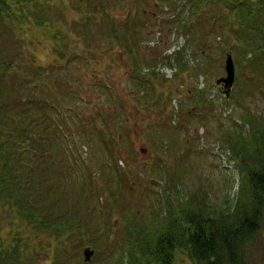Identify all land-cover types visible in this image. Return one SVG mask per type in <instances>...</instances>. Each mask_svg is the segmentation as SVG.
I'll list each match as a JSON object with an SVG mask.
<instances>
[{
    "label": "trees",
    "instance_id": "obj_1",
    "mask_svg": "<svg viewBox=\"0 0 264 264\" xmlns=\"http://www.w3.org/2000/svg\"><path fill=\"white\" fill-rule=\"evenodd\" d=\"M148 1L154 9L165 7V15L173 20L165 26L161 23V28L157 21L152 23L154 15L159 18L164 14L156 10L153 14L145 11L144 5ZM113 3L111 8L104 0H88L86 7L79 9L77 23L82 32L78 33V38H88L87 48L99 47V42L110 44L119 47L135 62L134 50L139 37L157 28L163 33H166L165 29L175 28L187 36V40H182L185 44H195L199 35L193 34V28L204 20L208 25L202 36L218 33L222 37L233 34L238 37L243 30L253 43L242 42L241 47L257 54L255 59L252 58L253 66L258 65V54L264 62V0H113ZM28 4L44 6L47 0H0V264H173L177 249L186 251L194 264H260L255 261L252 246L260 235L264 236V130H255L253 123L247 137L242 138L239 134L232 141L231 155L239 169L238 190L233 203L219 208L207 199L191 196V199L186 198L187 206H178L171 212L163 207L166 199L162 197L166 194L160 193L158 211H164V215L160 222L162 227L154 232L155 228H139L138 224H128L123 230L113 232L108 218L102 220L104 226L101 228L94 224L92 213L86 212L89 210L87 205L91 204L90 196L97 197L102 203L109 200L115 203V192L132 188L126 184L129 181H125L127 167L112 149L114 140L110 137L116 135L107 126L105 110L101 111L96 104L101 124L94 127L97 134L94 144L98 143L99 150L106 154L103 174L110 171L111 178L105 179L92 171L85 158L78 154L76 144L91 141L90 136L82 137L86 127H78L79 136L72 140L67 132L64 133L67 125L59 116L60 101L52 103L42 94L34 95L38 87L33 86L48 80V68L37 65L34 58L22 59L21 63L17 53H9L6 49V40L17 41L14 32L24 20L22 17ZM50 6L51 9L56 6L58 10L61 7ZM114 9L115 14L112 13ZM44 20L43 14L37 12L35 24L45 35L49 27ZM151 24L152 31H147ZM91 26L94 28L86 32L85 29ZM60 34L65 33L60 31ZM68 41L61 50L63 55ZM182 46L168 57L176 64L182 61ZM260 66L264 67V63ZM185 71L186 68L180 66L178 74ZM150 73L155 79L154 71L148 75ZM145 76L143 80H137L152 84L153 80ZM74 88L78 89L77 86ZM193 92L197 100L208 101L204 90L194 89ZM17 105H24V116ZM244 121L249 122L250 117ZM212 144V148H207L217 159L220 152L218 149L215 153L214 146L220 142ZM55 150L63 158L58 159ZM98 178L104 179L102 189L95 188ZM154 179L151 176V180ZM78 181L85 184L80 203L65 196L71 185ZM98 193L101 194L98 196ZM81 209L87 218L82 217L85 213H80ZM150 234H156L157 238L150 240ZM84 244L95 250L90 262L81 258ZM102 248L104 258L98 260L95 256Z\"/></svg>",
    "mask_w": 264,
    "mask_h": 264
},
{
    "label": "rangeland",
    "instance_id": "obj_2",
    "mask_svg": "<svg viewBox=\"0 0 264 264\" xmlns=\"http://www.w3.org/2000/svg\"><path fill=\"white\" fill-rule=\"evenodd\" d=\"M104 1L114 7L113 0ZM87 2L47 0L44 6L28 4L22 17L24 20L14 32L17 41L6 40V49L9 53H17L21 63L22 59L34 58L37 65L48 68L49 77L46 79L49 81L46 80L45 84L39 81L41 85H34L38 87L34 95L42 94L52 103L60 101L59 116L67 125L64 133L67 132L72 140L79 136L80 127H86L82 137L87 135L92 139L88 144L76 143L78 154L85 158L92 171L105 179L111 178V172L103 174L105 168L102 163L106 154L99 150L98 143L94 144L97 136L94 127L101 124L96 104L101 111L105 110L107 126L118 135V139L110 137L114 140L112 149L122 157L127 167L125 181H129L126 184L132 188L120 191L116 188L115 203L110 200L102 203L97 197L90 196L91 204L87 205L89 210L86 212L92 213L94 224L101 228L104 226L102 220L108 218L113 232L123 230L128 224L155 228L154 232L162 227L160 222L164 215V211H158L160 193L166 194L162 197L166 199L163 207L171 212L178 206H187L186 198L191 199V196L207 199L219 208L233 203L238 190L239 169L231 155L232 141L235 136L247 137L252 132V123L255 130H264V67L260 66L264 62L258 54L255 68L252 58L255 59L257 54L241 47L242 42L253 43L248 34L241 30L238 37L234 34L222 37L218 33L202 36L208 23L201 20L193 28V34L199 35L197 42L185 44L181 41L187 40V36L175 28L165 29L166 33L159 30L173 18L165 15V7L154 9L148 1L144 5L145 11L153 14L156 10L164 15L152 17V23L157 21L160 28L152 31L151 24L147 31L150 29L152 32L139 37L133 62L119 47L99 42V47L87 48L88 38H78V33L82 32L81 25L77 23L80 20L79 9L85 8ZM51 4L61 7L58 10L52 6L51 9ZM37 12L43 14L44 23L48 24L45 35L44 30L35 24ZM93 28L91 26L85 31ZM60 31L65 34H60ZM67 40V51L63 55L61 50ZM181 45L184 49L180 56L182 61L176 64L168 57ZM227 54L231 55L235 68L228 96L222 86L216 84L218 78L225 76ZM180 66L186 71L178 74ZM152 71L156 74L155 79L151 73L148 75ZM143 76L152 79V84L147 81L140 83L137 78L142 79ZM76 86L78 89L74 88ZM194 89L204 90L210 103L197 100ZM17 106L22 114L24 105ZM248 117L250 121H244ZM216 141L220 142L214 146L220 152L217 159L207 148H212ZM55 154L58 159L63 158L59 151L55 150ZM65 154L71 160L69 154ZM151 176L155 179L151 180ZM102 180L99 179L96 189H102ZM81 192H85V184L78 181L71 185L65 196L80 203ZM83 212L81 209L80 213ZM82 217L87 218V214ZM149 236L150 240L157 238L156 234ZM99 237L102 239L103 235ZM98 243L102 246L100 240ZM262 245L264 250V236L260 235L252 246L255 261L260 264L264 263ZM102 253L103 248L95 257L98 260L104 258ZM173 264L194 263L186 251L177 249L173 254Z\"/></svg>",
    "mask_w": 264,
    "mask_h": 264
},
{
    "label": "water",
    "instance_id": "obj_3",
    "mask_svg": "<svg viewBox=\"0 0 264 264\" xmlns=\"http://www.w3.org/2000/svg\"><path fill=\"white\" fill-rule=\"evenodd\" d=\"M224 69H225V76L218 78L216 80V84L221 85L224 93L228 95L233 85L234 77H235V68L230 54H227L224 64ZM141 151L144 152L145 150L141 149ZM93 254H94V249H92L90 246L84 247L82 252L84 262H90Z\"/></svg>",
    "mask_w": 264,
    "mask_h": 264
}]
</instances>
